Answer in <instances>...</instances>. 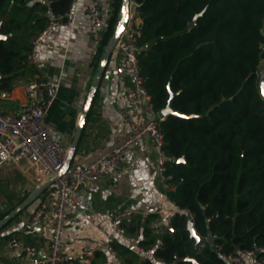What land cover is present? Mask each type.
Returning <instances> with one entry per match:
<instances>
[{"label":"trees","instance_id":"trees-1","mask_svg":"<svg viewBox=\"0 0 264 264\" xmlns=\"http://www.w3.org/2000/svg\"><path fill=\"white\" fill-rule=\"evenodd\" d=\"M43 1L0 0V91L9 92L29 68L25 56L47 13L63 14L69 5ZM133 1L143 20L140 73L153 111L171 101L178 113L167 115L159 131L167 156L182 161L168 163L175 188L166 194L180 212L159 243L140 224L127 233L143 231L138 244L153 247L158 264H222L213 243L225 254L264 247V99L258 83L264 77V0ZM115 6L101 50L119 21L121 0ZM189 214L196 237H214L199 253L187 230ZM259 257L264 264V253Z\"/></svg>","mask_w":264,"mask_h":264},{"label":"crops","instance_id":"crops-1","mask_svg":"<svg viewBox=\"0 0 264 264\" xmlns=\"http://www.w3.org/2000/svg\"><path fill=\"white\" fill-rule=\"evenodd\" d=\"M81 4L104 5V29L99 35L89 37L86 33L87 20L81 14L77 15L72 26H63L47 33L44 40L51 48H39L37 65H28L29 68L15 77L9 92L0 91V111L15 114L25 102L22 89L25 82L37 77L57 81L59 90L45 123L51 129L53 138L68 151L82 117V110L86 107L88 98H91L70 164L89 163L107 155L121 143L124 139L121 119L128 108L125 94L130 86L129 78L115 74L119 55L112 50L100 82L94 87L104 53L101 41L113 19L116 6L115 0H81ZM104 79L106 80L103 82ZM127 158L128 164L117 179L99 182L94 189L77 193V212L70 216L62 234L63 252L76 259L70 264H143L148 258L153 260V247L143 248L138 244L145 239L143 231L129 233L136 239V243H130L125 237L116 235L114 248L118 255L117 261L108 253H99L92 259L82 257L84 248H92L102 241V236L94 225L110 230L109 217L113 213L137 210L154 214L176 209L157 182L153 155L150 152L141 155L136 147H131ZM34 189L31 175L20 166L1 165L0 216L8 214ZM38 203L37 196L0 230V260L10 261L12 264L23 261L18 257H11L7 252L6 241L11 236L19 238L23 244L35 246L41 254L45 253L50 230H23L24 220ZM143 226L146 234L148 231L159 243L169 224L166 220L157 222L151 216Z\"/></svg>","mask_w":264,"mask_h":264},{"label":"built area","instance_id":"built-area-1","mask_svg":"<svg viewBox=\"0 0 264 264\" xmlns=\"http://www.w3.org/2000/svg\"><path fill=\"white\" fill-rule=\"evenodd\" d=\"M122 7L126 8L127 17L113 48L119 55L115 74L129 78L130 86L125 94L128 108L121 119L124 139L110 153L89 163L67 166L68 149L53 138L51 129L45 123L59 90V83L52 79L37 77L25 82L22 85L25 102L19 111L15 114L0 111V166H20L31 175L35 188L48 183L38 195L37 207L23 222L25 231L50 230L45 253L41 254L35 246L23 244L14 236L6 241L8 254L22 259L20 264H70L76 260L63 252L62 234L70 216L77 212V193L92 190L99 182L117 179L128 164L127 152L131 147H136L141 155H147L148 152L153 155L157 182L165 193L175 188L173 175L168 172V163L173 160L164 151L163 135L159 131V124L165 117L153 111L151 96L145 88L137 59L143 20L138 15L133 0H122ZM79 14L88 22L86 33L89 37H97L104 29L103 4H81V0H69L65 13H47L44 28L30 41L25 62L35 67L38 49L51 48L44 40L47 33L63 26H72ZM179 212L177 208L154 214L137 210L117 211L109 217L110 230L94 225L102 236V241L92 248H84L82 257L92 259L99 253H108L117 261L118 255L114 248L116 235L125 237L130 243H136V239L127 233V227L144 225L151 216L157 222L166 220L170 224ZM189 221H192L191 214L187 222ZM209 239L214 237L210 235L199 242L197 253L210 243ZM212 248L222 264L263 263L259 254L264 253V247L238 254H225L214 243ZM139 249L142 251V248ZM0 264L12 263L0 260Z\"/></svg>","mask_w":264,"mask_h":264},{"label":"water","instance_id":"water-1","mask_svg":"<svg viewBox=\"0 0 264 264\" xmlns=\"http://www.w3.org/2000/svg\"><path fill=\"white\" fill-rule=\"evenodd\" d=\"M43 3L47 4L48 5V2L46 0L43 1ZM126 17H127V13H126V8L125 7H122L120 9V19L113 31V34L111 36V38L109 39L106 47H105V50H104V53H103V56H102V60L99 64V67H98V70H97V73H96V78H95V86H97L100 82V77L102 75V72L105 68V65H106V62L108 60V57L110 55V53L112 52L113 48H114V44L118 38V36L120 35L122 29H123V24L125 23L126 21ZM197 17V16H196ZM196 17L190 22V26H193L195 24V20H196ZM106 79L103 80V82L105 81ZM262 98L264 99V97L262 96ZM90 100L91 98L89 97L87 102H86V107H84V109L82 110V117L76 127V130H75V133H74V137H73V140H72V144H71V149L69 151V154H68V160H67V166L70 164V159L72 158V155L74 153V150L76 149L77 147V144L79 142V139H80V136H81V132H82V129H83V124H84V116L86 114V111H87V107L89 106L90 104ZM170 102H168L166 108H164L163 110L159 111L158 114L159 116L161 117H166L167 115L169 114H173V115H178L177 112H175L171 106H170ZM174 162H181L182 159H175L173 160ZM48 183H45L39 187H36L34 189V191H32L27 197L26 199H24L21 203H19L14 209H12L8 214H6L5 216H3L1 219H0V230L10 221L12 220L14 217H16L20 212H22L29 204H31L34 199L41 193V191L47 186ZM187 230L189 231L190 235L192 237H195L196 238V241L197 243L201 242L202 239L201 238H198L196 237L195 235V232H194V229H193V226H192V222L189 221L187 222ZM210 243L212 242L211 239H209ZM184 260H187V259H184ZM179 261H182L181 259H177L176 262H179Z\"/></svg>","mask_w":264,"mask_h":264},{"label":"rangeland","instance_id":"rangeland-1","mask_svg":"<svg viewBox=\"0 0 264 264\" xmlns=\"http://www.w3.org/2000/svg\"><path fill=\"white\" fill-rule=\"evenodd\" d=\"M259 89H260V93H261V96L264 97V77H261L259 75Z\"/></svg>","mask_w":264,"mask_h":264},{"label":"snow or ice","instance_id":"snow-or-ice-1","mask_svg":"<svg viewBox=\"0 0 264 264\" xmlns=\"http://www.w3.org/2000/svg\"><path fill=\"white\" fill-rule=\"evenodd\" d=\"M0 39H3V37H0Z\"/></svg>","mask_w":264,"mask_h":264}]
</instances>
